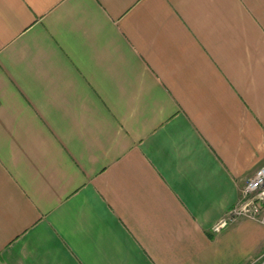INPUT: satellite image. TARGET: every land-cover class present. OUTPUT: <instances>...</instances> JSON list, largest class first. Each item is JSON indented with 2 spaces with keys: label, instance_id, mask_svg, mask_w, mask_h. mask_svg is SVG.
I'll list each match as a JSON object with an SVG mask.
<instances>
[{
  "label": "crops",
  "instance_id": "crops-1",
  "mask_svg": "<svg viewBox=\"0 0 264 264\" xmlns=\"http://www.w3.org/2000/svg\"><path fill=\"white\" fill-rule=\"evenodd\" d=\"M262 165L264 0H0V264H240Z\"/></svg>",
  "mask_w": 264,
  "mask_h": 264
},
{
  "label": "built area",
  "instance_id": "built-area-1",
  "mask_svg": "<svg viewBox=\"0 0 264 264\" xmlns=\"http://www.w3.org/2000/svg\"><path fill=\"white\" fill-rule=\"evenodd\" d=\"M242 218L264 226V165L258 167L247 179L239 201L228 215L213 227V231L218 232L230 222ZM251 264H264V252Z\"/></svg>",
  "mask_w": 264,
  "mask_h": 264
},
{
  "label": "rangeland",
  "instance_id": "rangeland-1",
  "mask_svg": "<svg viewBox=\"0 0 264 264\" xmlns=\"http://www.w3.org/2000/svg\"><path fill=\"white\" fill-rule=\"evenodd\" d=\"M263 226V225H262ZM264 227V226H263ZM264 251V229L254 240H247L244 245V253L240 264H247Z\"/></svg>",
  "mask_w": 264,
  "mask_h": 264
}]
</instances>
